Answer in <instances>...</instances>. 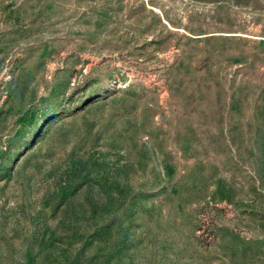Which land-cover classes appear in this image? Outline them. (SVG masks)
Returning a JSON list of instances; mask_svg holds the SVG:
<instances>
[{
    "label": "rangeland",
    "instance_id": "rangeland-1",
    "mask_svg": "<svg viewBox=\"0 0 264 264\" xmlns=\"http://www.w3.org/2000/svg\"><path fill=\"white\" fill-rule=\"evenodd\" d=\"M222 35L250 66L224 68L235 78L228 124L211 110L193 114L199 144L184 155L175 69ZM262 74L264 0H0V264H77L82 248L104 264L102 246L84 238L107 214L99 183L113 196L148 194L121 226L116 244L126 242L111 264H264ZM85 76L96 81L70 95ZM129 86L157 95L159 113H144ZM94 89L107 96L83 103ZM150 132L168 137L173 160ZM186 167L208 184L225 178L257 211L185 203L170 183Z\"/></svg>",
    "mask_w": 264,
    "mask_h": 264
},
{
    "label": "trees",
    "instance_id": "trees-1",
    "mask_svg": "<svg viewBox=\"0 0 264 264\" xmlns=\"http://www.w3.org/2000/svg\"><path fill=\"white\" fill-rule=\"evenodd\" d=\"M257 4L261 0H255ZM153 16L158 18L161 25H165L157 13ZM227 37L222 35L214 39H206L203 44L197 47L190 58L186 57V52L181 54L182 67L175 69L177 79L171 87V100L185 111L182 117H178L173 126L175 133V143L181 148L184 155L194 151L195 145L199 144L198 139L194 136L191 129L187 126L193 124L192 115L199 111L211 110L219 117L220 124H228L229 114L235 98V90L233 83L235 78H230L227 72L229 64L233 60H237V65L241 70L248 69L250 63L240 54L232 45L226 43ZM213 42V45H211ZM184 67H186V70ZM264 76V74H262ZM96 80H88L85 76L82 82L76 84L70 95L83 94ZM93 91V92H92ZM88 96H85L82 102L88 101L93 97H106L108 91L92 90ZM131 94V99L140 102L143 105L144 113L156 116L159 113V104L157 95L145 94V92L132 91V86H129L125 91ZM150 93V92H149ZM150 98L151 101H147ZM83 102V103H84ZM222 114V115H220ZM147 115V120H149ZM150 137L154 139L155 145L165 160H173L170 156L171 152L167 149L164 138L158 137L155 133L150 132ZM198 174L194 172L193 167H186L184 172H180L177 168L171 177L170 186L176 188L174 196H182L185 203H191L203 199H209L214 202L226 201L239 208H243L249 214H255L257 211L255 201H247L239 198L238 190L223 177H214L210 184L205 183L206 178L198 180ZM195 179V184L194 180ZM103 192L109 197V206L106 208L107 214L100 225H95L85 238V242L92 239V244L97 241L101 259L106 257L104 264H111L113 259V250L123 242L116 244L118 235L120 234L121 226L131 219L137 212V208L142 210L145 206L139 205L140 201L146 198L143 190L129 192L118 190L117 196H113L111 188L105 183H99ZM264 210V207H261ZM107 234V237L104 238ZM96 250L91 252L88 257L84 256L83 248L79 255L77 264H91ZM103 253V254H101ZM95 264V263H93Z\"/></svg>",
    "mask_w": 264,
    "mask_h": 264
}]
</instances>
